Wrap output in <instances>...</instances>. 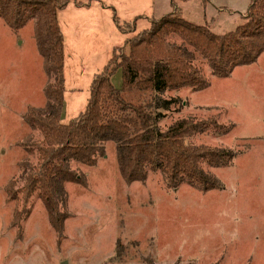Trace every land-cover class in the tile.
I'll use <instances>...</instances> for the list:
<instances>
[{
  "label": "rangeland",
  "instance_id": "374dc122",
  "mask_svg": "<svg viewBox=\"0 0 264 264\" xmlns=\"http://www.w3.org/2000/svg\"><path fill=\"white\" fill-rule=\"evenodd\" d=\"M73 2L105 9L102 18L86 23L96 24L107 49L133 35L120 33L113 15L120 23L136 20L137 33L177 9L184 20L224 34L241 24L250 0H71L72 7ZM67 64L62 124L85 109L91 76L101 72L76 60ZM198 68L208 87L160 96L177 102L159 127L179 119L229 127L224 135L184 137L189 145L233 152L228 166L208 169L222 188L199 192L181 184L172 190L156 172L127 184L108 144L94 167L74 166L86 184L66 183L70 216L58 237L39 201L27 218L14 220L16 203L6 200L5 188L25 158L21 143L29 130L21 116L27 107L43 106L46 77L32 24L15 35L0 20V264H264V53L224 79L203 63ZM120 82L118 72L112 83L119 88Z\"/></svg>",
  "mask_w": 264,
  "mask_h": 264
},
{
  "label": "trees",
  "instance_id": "16d2710c",
  "mask_svg": "<svg viewBox=\"0 0 264 264\" xmlns=\"http://www.w3.org/2000/svg\"><path fill=\"white\" fill-rule=\"evenodd\" d=\"M70 2L0 0V20L12 32L32 24L46 77L43 106L27 107L22 116L29 130L21 143L25 158L5 188L7 202L16 203L14 220L19 215L20 220L27 218L37 200L50 228L60 237L70 216L66 183L85 185L84 175L75 167H94L106 155L108 144L114 147L118 173L127 184L144 182L149 173L156 172L168 189L185 184L199 192L220 190V182L208 169L228 166L233 152L189 145L184 137L186 133L224 135L229 127L210 120L179 119L161 128L164 112L177 100L160 96L184 88H207L200 63L220 79L236 67L255 63L264 53V0H251L241 24L224 34L184 20L177 9L151 20L148 28L137 33L136 20L120 23L113 15L117 30L133 35L112 50L106 65L93 77L85 109L62 124L64 55L57 17ZM118 72L121 82L116 88L112 78Z\"/></svg>",
  "mask_w": 264,
  "mask_h": 264
},
{
  "label": "crops",
  "instance_id": "0c3cea01",
  "mask_svg": "<svg viewBox=\"0 0 264 264\" xmlns=\"http://www.w3.org/2000/svg\"><path fill=\"white\" fill-rule=\"evenodd\" d=\"M70 6L69 4L64 10L60 11L57 17L58 26L63 36L64 70L68 69L67 61L70 63L73 60H76L81 67L82 65H89L96 69L101 67L102 70L115 47L109 45L107 49H105L103 43L98 40V32L100 31L96 24L93 22L86 23V21H88V19L93 20L99 16L102 18L104 13L101 12H104L103 10L105 9L100 8L98 5L95 8L85 5L78 7L75 4L73 5L74 7L71 6L70 8ZM16 34L17 33H15V35ZM21 43L22 42H19L20 45ZM98 73L99 72L92 74V78L89 81L90 84L93 77ZM63 79L65 89V83H67L65 72L63 73ZM43 88L44 86L41 88V92Z\"/></svg>",
  "mask_w": 264,
  "mask_h": 264
}]
</instances>
